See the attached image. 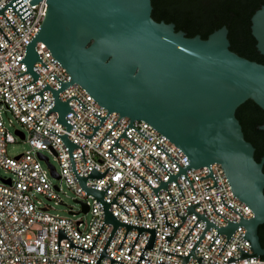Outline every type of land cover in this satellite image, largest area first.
Here are the masks:
<instances>
[{
    "label": "built area",
    "instance_id": "built-area-1",
    "mask_svg": "<svg viewBox=\"0 0 264 264\" xmlns=\"http://www.w3.org/2000/svg\"><path fill=\"white\" fill-rule=\"evenodd\" d=\"M10 0H0L2 8ZM31 14L23 21L19 18L12 7L4 9V14L19 34L15 32L5 17L0 14V28L11 41L10 43L0 31V108L5 112H10L11 118L6 122L2 110L0 109V168L10 173L8 177H0V264H87L82 261L71 259L75 257L88 263H96L111 231L112 223H104L98 237L96 238L90 252L69 246L68 238L60 239V252H58V228L64 229V233L77 245L84 248H90L97 233L99 232L105 217L103 206L100 201L80 186L71 165L69 151L61 138L46 130L48 128L60 135L67 132L69 140L83 147L85 162L80 147L72 149V155L76 170L79 176L88 175L94 167L99 172H105L100 178L88 177L86 179L87 187H94L104 190L111 183L109 188L103 194V199L110 202L123 184L128 181L135 186L146 198L149 203L154 218H151L150 209L140 193L131 185H125L123 192L132 199L139 209L141 216L134 204L124 195L118 194V202L125 210L116 203L109 205V211L112 212L120 222L134 225L154 228L155 238L153 248H147L143 251L145 258L141 259L138 264H162L159 261L169 264H181V256L162 252V250L173 253L187 255L204 228L206 221L200 219L196 222L182 245L180 243L196 221L194 213H188L186 206L200 202L194 206V210L199 214L204 213L205 217L221 227L227 225L228 220L215 213L212 209L211 199L214 209L231 220L232 222L240 221V215L223 204L224 203L238 211L245 219L253 216L250 207L243 201L233 195L222 166L216 162L210 164V168L217 182V186L205 189L214 184L213 177L207 176L210 170L208 166L198 168L189 167L186 169V175L195 191L185 177L180 174L176 181L182 190L184 197L176 185L175 181L167 183V189L171 194L173 201L166 188H160L157 194L162 202L160 204L156 194L150 186L133 171L143 177L152 187H157L160 180L144 165L151 168L162 180L169 178V173L165 168L147 153L149 152L159 160L170 173L178 172L179 167L176 163L154 143L166 151L180 167L189 164L186 155L174 143H172L163 134L159 133L151 125L143 120H133L132 125L142 132L145 136L136 131L133 127H127L125 134L136 142L134 144L125 136L118 139V144L130 152L129 155L118 145L111 148V153L126 164H122L115 157L107 152L114 141L131 121L126 116H121L103 141L97 145L114 122L118 119L119 114L111 111L97 130L89 138L78 133L91 135L93 127L100 123L99 116H105L107 109L98 104L95 99L79 84L72 83L59 92L60 101H65L73 94L86 106L85 108L75 98L68 101V105L74 110L78 117L68 111L65 119L72 125L67 131L65 125L55 121L57 112L55 110L46 112L55 103L50 89L42 92L44 101L41 102L40 94H34L29 100L25 96L40 91L46 83L51 88L57 89L60 82L53 76L55 74L62 82L70 80V74L61 66V64L52 56L47 46L38 41L34 49L38 53L42 62L35 61L32 64L33 69L40 75L37 80L31 84L20 87L23 84L31 82L33 77L29 72H25L24 62H18L25 55V46L38 31L41 22L46 13V2L39 0L38 3L31 5L28 0H22ZM13 121L22 126V129H10ZM17 141L26 142L29 146L23 153L14 156L7 154L8 144ZM51 153L58 162L59 170L49 162L42 151ZM46 157V160L39 155ZM45 163V166L42 163ZM50 178L57 181H63L70 188L77 198L87 206L85 214L90 213L91 217L88 222L82 218L75 217L78 211L72 208L68 210V216H62L51 211L50 201L62 203L59 197L61 187L51 182ZM79 198V200H78ZM180 216H186L171 241H165V235L174 233L173 226H165L164 214L168 222L177 226L181 218L175 214V210ZM126 227L117 226L105 252L107 255L125 263L136 264L139 255L150 235L149 231L142 230L133 245L129 255L128 252L138 234L137 228H130L119 248L117 249L125 232ZM244 226L239 225L219 253V250L227 240L225 233H219L211 246L209 244L217 234L215 227H209L194 252L197 257L203 256L200 264H264V257H246L230 262H226L231 255L234 258L240 256V247L247 253H254L249 245V241L242 236L245 234ZM111 260L103 256L99 264H110ZM112 264H120L117 261ZM187 264H198L194 255H190Z\"/></svg>",
    "mask_w": 264,
    "mask_h": 264
},
{
    "label": "water",
    "instance_id": "water-1",
    "mask_svg": "<svg viewBox=\"0 0 264 264\" xmlns=\"http://www.w3.org/2000/svg\"><path fill=\"white\" fill-rule=\"evenodd\" d=\"M31 5L38 3L39 0H28ZM45 1L46 13L36 34L25 46V55L18 61L24 62L25 72L33 77L31 82L20 87L31 84L40 76L32 67L35 61L42 62L38 53L34 49L38 41L43 42L49 49L52 56L61 64V66L70 74V80L62 82L55 74L53 76L60 82L57 89L50 87L48 83L35 93L25 96L29 100L34 94H40L41 102L44 101L42 92L50 89L55 103L46 112L45 116L51 110L57 112L55 121L65 125L69 131L71 124L65 119V114L72 111L78 115L68 105L71 98H75L85 108L86 106L73 94L65 101H60L58 94L60 91L77 83L83 87L101 106L107 109L105 116H99L94 112L92 114L100 118V123L96 126L85 122L93 127L91 135H85L89 138L97 130L111 111L119 114L118 119L107 131L99 144L110 132L121 116L128 117L131 121L107 150L109 154L126 166L124 162L111 153V148L118 145L132 157L130 152L118 144V139L125 136L134 144L139 146L125 134L127 127H133L140 134L142 132L132 125L133 120H143L163 134L172 143H174L186 155L189 164L180 167L178 163L161 147L179 167L177 173L172 174L169 170L149 152L147 153L160 163L169 173L167 180H162L151 168L140 161L142 165L148 168L159 180L157 187H152L143 177L142 178L154 191L160 204H162L157 191L166 188L171 201H173L170 192L167 189V183L175 181L182 197H184L179 187L176 177L180 174L185 175L193 193L195 191L186 175V169L189 167H209V174L199 177V179L211 176L214 184L205 189L217 186L210 164L216 162L224 170L233 195L239 200L245 202L253 212V216L245 219L241 214L224 203L226 206L237 212L241 219L238 222H232L219 212H217L211 199H209L212 209L215 213L228 220L227 225L217 226L208 220L204 213L199 214L194 210V206L200 202L186 206L187 214L194 213L196 221L180 243L184 242L196 222L200 219L206 221V227L190 249L187 255H181L170 251L162 252L181 256V264H187L190 255H194L197 263L200 264L203 256L197 257L194 249L209 227H215L217 234L208 246H211L219 233H225L227 240L221 247L217 255L221 252L237 226L245 227L246 232L242 236L249 241V245L254 253H247L237 245L241 254L234 258L231 255L226 262L246 258L264 256V248L261 246L257 234L258 226L264 224V153L259 161L254 158L255 148L244 138V133L235 112L239 105L246 100H252L264 111V63L249 60L230 50L229 39L227 37L228 29L225 25L212 31L206 38H201L199 34L186 36L182 30H175L174 23H166L163 20L156 21L151 16V0H42ZM12 7L19 18L23 21L31 12L22 0H10L2 8L0 14L9 22L17 34V30L11 24L4 14V9ZM251 34L256 40V48L264 57V4L256 9L250 17ZM0 31L10 43L11 41L0 28ZM0 47V51H1ZM264 131V123L258 126ZM46 130L58 135L67 146L71 160L72 170L86 194H91L100 201L103 206L105 220L97 233L90 248H84L75 244L65 233L64 229L58 228V252H60V239L68 238L69 246L90 252L96 238L98 237L104 223H112V231L94 264H99L103 256L110 258L112 262L117 261L125 264L106 254L105 250L117 228L122 225L126 227V232L118 246V250L130 228H137L138 234L128 252V255L135 244L142 230L149 231L150 235L136 262L145 258L144 249L153 248L155 238V227L149 228L130 223L120 222L117 217L109 211L111 203L118 204L124 212L126 210L116 202L118 194H124L136 207L138 216H141L136 204L123 192L125 185H131L135 188L147 203L151 218H154L151 207L143 194L130 182L126 181L114 198L110 202L103 199V194L109 188L111 183L104 190L94 187H87L86 179L88 177L102 178L105 172H99L94 167L88 175L79 176L75 167L72 149L80 147L83 159L85 155L83 147L71 141L67 137V132L60 135L48 128ZM46 160V157L39 155ZM80 202V201H78ZM81 209L87 211V206L82 202ZM181 218L179 225L174 226L165 218V226H173L174 233L165 235V241H171L174 234L186 218ZM127 213V212H126ZM128 214V213H127ZM78 261L84 260L69 257ZM162 264H169L159 261ZM211 264H214L211 262Z\"/></svg>",
    "mask_w": 264,
    "mask_h": 264
},
{
    "label": "trees",
    "instance_id": "trees-1",
    "mask_svg": "<svg viewBox=\"0 0 264 264\" xmlns=\"http://www.w3.org/2000/svg\"><path fill=\"white\" fill-rule=\"evenodd\" d=\"M151 4L154 20L174 23L175 30H182L189 37L199 34L206 38L225 25L230 50L249 60L264 63L250 29V17L264 4V0H151ZM235 115L244 138L255 148V160L259 161L264 153V131L258 126L264 123V111L248 99L237 107ZM261 226L264 224L258 228Z\"/></svg>",
    "mask_w": 264,
    "mask_h": 264
},
{
    "label": "rangeland",
    "instance_id": "rangeland-1",
    "mask_svg": "<svg viewBox=\"0 0 264 264\" xmlns=\"http://www.w3.org/2000/svg\"><path fill=\"white\" fill-rule=\"evenodd\" d=\"M0 109L2 110V115L5 121L7 122L8 118H11L10 112L8 111L5 112L4 108H0ZM15 128L22 129V126L16 121H13L12 125L10 126V129L13 131ZM27 149H29V146L26 142L17 141L15 143L8 144L6 151L8 155L14 156L18 153L25 152ZM41 153L46 155L49 159V162L53 164L57 170H59L58 162L55 160L54 156L51 153L45 150L42 151ZM42 164L45 166L44 162ZM8 176H10V173L6 172L3 168H0V177H8ZM50 180L52 183L60 185L61 191L59 192V197L63 202V204L62 203L55 204L53 201H50L49 204L52 206L51 211L53 213H58L59 215L62 216H68V210L72 208L74 211H78L75 217L82 218L84 221L88 222L91 217V214L90 213L85 214L81 211L80 202L75 201V198H77L75 193L70 188H68L63 181H57L53 178H50Z\"/></svg>",
    "mask_w": 264,
    "mask_h": 264
},
{
    "label": "flooded vegetation",
    "instance_id": "flooded-vegetation-1",
    "mask_svg": "<svg viewBox=\"0 0 264 264\" xmlns=\"http://www.w3.org/2000/svg\"><path fill=\"white\" fill-rule=\"evenodd\" d=\"M261 225H263V224H261ZM257 234H258L259 242H260L261 246L264 248V226H261L260 228H258Z\"/></svg>",
    "mask_w": 264,
    "mask_h": 264
}]
</instances>
